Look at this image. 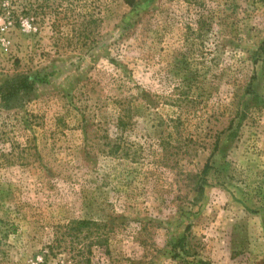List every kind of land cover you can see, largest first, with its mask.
I'll use <instances>...</instances> for the list:
<instances>
[{
  "label": "rangeland",
  "instance_id": "rangeland-1",
  "mask_svg": "<svg viewBox=\"0 0 264 264\" xmlns=\"http://www.w3.org/2000/svg\"><path fill=\"white\" fill-rule=\"evenodd\" d=\"M45 1L0 2V264H264V0Z\"/></svg>",
  "mask_w": 264,
  "mask_h": 264
},
{
  "label": "trees",
  "instance_id": "trees-1",
  "mask_svg": "<svg viewBox=\"0 0 264 264\" xmlns=\"http://www.w3.org/2000/svg\"><path fill=\"white\" fill-rule=\"evenodd\" d=\"M127 3L132 4L133 0H126ZM1 2V0H0ZM12 6L11 7H6V10H11L12 16L16 18L18 21L20 19V16H31L34 18V21L36 23H40L43 21L44 18L47 17H54L53 21V27L58 26L60 23V18L57 17V12L59 14H64L65 16L67 15L68 10H71L72 6H64V4H54L50 3L45 0H12ZM18 6L17 9H20V12L14 8V6ZM4 7V6H3ZM20 13V14H19ZM96 21V20H94ZM95 23V22H93ZM88 26V25H87ZM86 41H89L91 43H96L98 40L99 33L95 32V30H91L89 34H86ZM84 45H87V43H84ZM34 87L33 82L30 80L29 76H19L16 79L9 80L5 83L2 91H1V99L3 102L6 104H9L12 100L19 98L22 96L25 92H28L32 90ZM124 120H121L119 123L124 124ZM206 171V170H205ZM102 224L93 221V220H88V219H82V220H73L70 222L66 227L65 230L63 231L62 235L57 237V242L55 243L56 245H51L49 246V250L51 253H55V250L58 248H61V243H63L67 237L71 238H77L80 240V238L86 237L87 236L93 235V240L92 242H89L87 244L86 242L83 243L85 244L84 247V252L86 249V252L88 251L89 253L91 252V245H103L107 243L106 236L97 233L100 231ZM96 232V234H95ZM46 257H48L47 254H45ZM77 261V260H75ZM76 264H90V259L89 258H84L80 259L79 261L76 262Z\"/></svg>",
  "mask_w": 264,
  "mask_h": 264
}]
</instances>
